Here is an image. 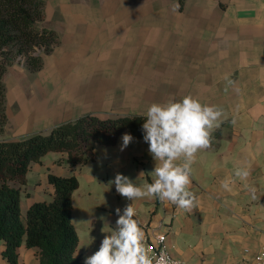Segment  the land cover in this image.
<instances>
[{"label": "crops", "instance_id": "obj_1", "mask_svg": "<svg viewBox=\"0 0 264 264\" xmlns=\"http://www.w3.org/2000/svg\"><path fill=\"white\" fill-rule=\"evenodd\" d=\"M40 25L60 42L43 53L40 69L15 63L5 74L9 122L0 140L48 132L88 113L144 114L154 102L187 94L223 108L225 122L192 165L198 204L191 211L155 198L131 202L108 185L117 173L152 182L137 178L154 168L148 144L132 135L120 151L122 134L98 144L82 166L54 151L33 163L21 186L22 216L32 202L53 199L50 172L75 174L72 221L83 260L115 228V209L132 203L145 234L167 233L170 253L186 264H257L264 248V0H46ZM242 166H250L255 193L234 176ZM228 177L231 193L221 188ZM4 249L0 238V264H9ZM18 251L19 264H38L36 248L23 241Z\"/></svg>", "mask_w": 264, "mask_h": 264}, {"label": "trees", "instance_id": "obj_2", "mask_svg": "<svg viewBox=\"0 0 264 264\" xmlns=\"http://www.w3.org/2000/svg\"><path fill=\"white\" fill-rule=\"evenodd\" d=\"M182 6L184 0H179ZM46 0H0V135L9 122L7 84L9 67L23 57L31 70L40 69L43 54L59 44L60 36L40 25L45 19ZM143 114L99 116L88 113L62 122L48 132H35L23 138L0 140V238L5 240L3 256L9 264H19V246L26 242L36 248L38 264H84L76 253L79 235L72 221L73 192L79 186L75 174L63 176L50 172L51 201L37 200L23 219L21 186L35 162L48 152H61L73 168L95 157L98 144H114L120 135L142 137ZM18 183L19 186L10 182Z\"/></svg>", "mask_w": 264, "mask_h": 264}, {"label": "clouds", "instance_id": "obj_3", "mask_svg": "<svg viewBox=\"0 0 264 264\" xmlns=\"http://www.w3.org/2000/svg\"><path fill=\"white\" fill-rule=\"evenodd\" d=\"M142 117L145 118L143 141L148 144L154 168L147 173L141 170L137 178L147 175L152 177V182L136 184L128 176L117 173L108 185H115L116 192L131 202L155 198L177 209L191 211L198 204V197L191 190L192 165L198 153L212 147L213 133L225 122L223 108L201 103L187 94L180 99L152 103ZM121 139L120 151H124L134 137L124 133ZM250 174V166L238 167L234 172L244 187L255 193L247 183ZM234 183L231 177L225 178L221 188L231 193ZM252 198H256L254 194ZM115 214V228L104 235L96 251L85 257L84 264H176L166 249L156 255L146 246L145 232L134 218L137 213L132 203L126 204L123 210L117 207ZM99 219L107 224L106 217ZM159 239L162 241L164 237Z\"/></svg>", "mask_w": 264, "mask_h": 264}, {"label": "built area", "instance_id": "obj_4", "mask_svg": "<svg viewBox=\"0 0 264 264\" xmlns=\"http://www.w3.org/2000/svg\"><path fill=\"white\" fill-rule=\"evenodd\" d=\"M22 61H24V58L21 57L20 58ZM163 236L164 239L161 241L159 238ZM145 244L148 248H150L152 250V252L156 255H158L159 251L161 249H166V251L168 252L169 257L174 260L176 262V264H186L185 261H183L180 258H177L175 256H173L170 251H169V247H168V243H167V233L164 232H153L151 234H145ZM255 260L257 264H264V248L260 249L256 256H255Z\"/></svg>", "mask_w": 264, "mask_h": 264}, {"label": "rangeland", "instance_id": "obj_5", "mask_svg": "<svg viewBox=\"0 0 264 264\" xmlns=\"http://www.w3.org/2000/svg\"><path fill=\"white\" fill-rule=\"evenodd\" d=\"M38 49H39V48H38ZM40 49H43V48H40ZM37 53H38V51H37ZM43 53H44V49L41 50V52L38 53V54H43ZM17 63H18L20 66L27 67V65L25 64V63H26L25 58H24V61H22V60L20 59V61H19V62H16V64H17ZM14 64H15V63H14ZM11 66H13V65H11ZM11 66H10V67H11ZM10 67H9V68H10ZM22 217H23V219L25 218V217H24V213H23V216H22Z\"/></svg>", "mask_w": 264, "mask_h": 264}]
</instances>
